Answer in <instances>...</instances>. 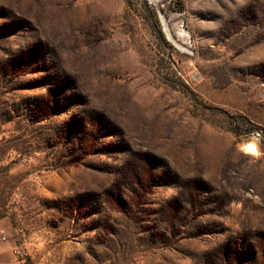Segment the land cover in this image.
Segmentation results:
<instances>
[{
	"label": "rangeland",
	"instance_id": "rangeland-1",
	"mask_svg": "<svg viewBox=\"0 0 264 264\" xmlns=\"http://www.w3.org/2000/svg\"><path fill=\"white\" fill-rule=\"evenodd\" d=\"M144 1L181 49L142 0H0V218L25 264H264V0Z\"/></svg>",
	"mask_w": 264,
	"mask_h": 264
},
{
	"label": "crops",
	"instance_id": "crops-1",
	"mask_svg": "<svg viewBox=\"0 0 264 264\" xmlns=\"http://www.w3.org/2000/svg\"><path fill=\"white\" fill-rule=\"evenodd\" d=\"M18 237L8 218H0V264H25L14 251L19 249Z\"/></svg>",
	"mask_w": 264,
	"mask_h": 264
},
{
	"label": "trees",
	"instance_id": "trees-1",
	"mask_svg": "<svg viewBox=\"0 0 264 264\" xmlns=\"http://www.w3.org/2000/svg\"><path fill=\"white\" fill-rule=\"evenodd\" d=\"M142 1H143V4L146 6V8H148L147 10H148V12L150 13V15L152 17L153 24L156 27V29H157V31L159 33V36L163 39V33L161 31V24H160V19L158 17L157 9H155L154 7L148 6V4L144 0H142ZM166 241H167V239L165 238V242Z\"/></svg>",
	"mask_w": 264,
	"mask_h": 264
},
{
	"label": "bare ground",
	"instance_id": "bare-ground-1",
	"mask_svg": "<svg viewBox=\"0 0 264 264\" xmlns=\"http://www.w3.org/2000/svg\"><path fill=\"white\" fill-rule=\"evenodd\" d=\"M150 1L155 2V0H150ZM162 22H163L164 30H165V32H166V34H167L169 40L172 41L173 43H175V44L178 46V48H179L180 46H179L176 42H174V41L172 40V38H171V36H170V34H169V29H168V27H167V22H166L164 19H162ZM175 44H174V45H175ZM176 45H175V46H176ZM180 49H181V47H180ZM249 152L257 153V152H255V146L250 145V150H249Z\"/></svg>",
	"mask_w": 264,
	"mask_h": 264
},
{
	"label": "built area",
	"instance_id": "built-area-1",
	"mask_svg": "<svg viewBox=\"0 0 264 264\" xmlns=\"http://www.w3.org/2000/svg\"><path fill=\"white\" fill-rule=\"evenodd\" d=\"M250 145H253V144H250ZM250 145L246 146L245 150L249 151L250 150ZM253 146H255V145H253ZM255 152H257V154H258V150H257L256 146H255ZM14 253L19 258V260L25 262V257H24L23 253L19 249L15 250Z\"/></svg>",
	"mask_w": 264,
	"mask_h": 264
},
{
	"label": "water",
	"instance_id": "water-1",
	"mask_svg": "<svg viewBox=\"0 0 264 264\" xmlns=\"http://www.w3.org/2000/svg\"><path fill=\"white\" fill-rule=\"evenodd\" d=\"M159 14H160V20H161V22H162V19H164L165 20V18H164V16L162 15V13L161 12H159ZM166 21V20H165ZM165 32V31H164ZM166 34V33H165ZM169 34H170V32H169ZM170 36H171V34H170Z\"/></svg>",
	"mask_w": 264,
	"mask_h": 264
}]
</instances>
